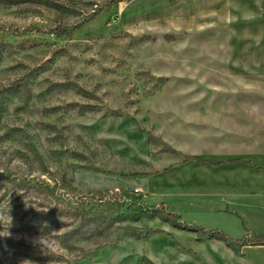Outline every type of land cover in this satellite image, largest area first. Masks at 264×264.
I'll list each match as a JSON object with an SVG mask.
<instances>
[{
    "label": "rangeland",
    "instance_id": "1",
    "mask_svg": "<svg viewBox=\"0 0 264 264\" xmlns=\"http://www.w3.org/2000/svg\"><path fill=\"white\" fill-rule=\"evenodd\" d=\"M112 1L0 0V264H217L209 232H261L255 211L225 223L216 197H155L147 179L200 164L217 97L254 94L216 87V51L264 67V0H222L213 27L216 0ZM137 13L151 29L126 31Z\"/></svg>",
    "mask_w": 264,
    "mask_h": 264
},
{
    "label": "crops",
    "instance_id": "2",
    "mask_svg": "<svg viewBox=\"0 0 264 264\" xmlns=\"http://www.w3.org/2000/svg\"><path fill=\"white\" fill-rule=\"evenodd\" d=\"M221 2L216 0L203 11L201 20H206L205 23L212 27L220 24ZM113 9L121 18L124 16L126 8L115 6ZM133 20L135 24L128 26L126 31L145 32L153 26L148 20H143V14L130 17L128 23ZM220 52L216 51L219 62L224 64L221 63V73L217 72L216 87L233 90L247 88L254 94L217 97L221 99L223 110L207 116V120L215 122L205 124L207 135L201 136L198 155L201 163L179 157L168 159L169 165L163 170L157 169L147 179L148 191L155 197L166 194H194L201 199L216 197L219 200L216 212L225 223H238L237 218L242 217L245 220L248 210L257 212L263 218L261 232L249 228L243 238H232L231 246L211 237L209 232L210 236L201 244L203 252L200 255L216 258L217 264H264V123L257 128L255 122L257 119L264 121V71H260L264 67L249 66L248 71L253 74L248 72L246 76L239 68H229L227 63L230 61L225 58L227 53ZM257 88H262V97L258 99ZM256 104H262L263 108L257 111Z\"/></svg>",
    "mask_w": 264,
    "mask_h": 264
},
{
    "label": "trees",
    "instance_id": "3",
    "mask_svg": "<svg viewBox=\"0 0 264 264\" xmlns=\"http://www.w3.org/2000/svg\"><path fill=\"white\" fill-rule=\"evenodd\" d=\"M118 1H122V0H113L112 2H118ZM170 153H174V154H176L177 151H176L174 148L170 147ZM164 218H165L166 220H169V217H168L167 215H164ZM175 226L178 227V228H181V229H189L187 226L183 225L182 223H177V224H175ZM197 230H199V229H197ZM211 234H213V236H215V237L217 236L218 239H222V240L226 241V243H227L229 246L233 245V243L230 242L229 239H227V238L225 237V235H223L222 233H220V232H213V233H211Z\"/></svg>",
    "mask_w": 264,
    "mask_h": 264
}]
</instances>
